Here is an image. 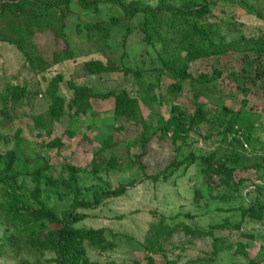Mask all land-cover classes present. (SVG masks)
Instances as JSON below:
<instances>
[{"label":"rangeland","instance_id":"1","mask_svg":"<svg viewBox=\"0 0 264 264\" xmlns=\"http://www.w3.org/2000/svg\"><path fill=\"white\" fill-rule=\"evenodd\" d=\"M182 1L167 3L178 7ZM205 1V24L217 28L225 46L188 65L189 79L178 96L169 92L173 83L161 74V58L173 55L172 65H183L182 51L194 42L191 33L176 48L170 31L149 43L141 16L127 19L110 3L84 11L74 0L64 19L54 12L20 18L22 53L4 40L10 20L0 22V162L12 161L8 152L30 164L45 158L52 185H42L54 189L41 193L40 201L57 219H77L68 224L72 229L98 239L99 248L80 244L85 264H264V52L252 49L264 37V0ZM134 2L157 4L123 0L126 6ZM90 60L108 72L87 75L83 65ZM135 70L138 79L130 72L124 76ZM214 71L221 74L211 80ZM56 75L63 77L58 91L66 98L71 92L65 82L73 81L100 95L124 91L136 106L118 115L113 96H96L56 119L45 97ZM202 75L210 84L198 81ZM10 87L24 89L25 96L3 101ZM195 101L203 104L206 122L190 128L182 119L187 132L180 138L163 134L172 106L192 114ZM222 107L239 113L238 142L222 134L216 120ZM73 182L79 200L100 202L74 209ZM14 183L31 207L26 213L35 210L29 197L33 180L21 175ZM14 204L1 189L0 264H54L55 254L43 248L50 245L44 226H56L12 225L5 211L14 212Z\"/></svg>","mask_w":264,"mask_h":264},{"label":"trees","instance_id":"2","mask_svg":"<svg viewBox=\"0 0 264 264\" xmlns=\"http://www.w3.org/2000/svg\"><path fill=\"white\" fill-rule=\"evenodd\" d=\"M74 0H0V22L9 19V31L7 37L4 38L6 42L17 47L20 52H24V42L26 40L24 36L23 28L19 25L21 17L28 16V13L34 19H40L42 15L49 12H54L60 19H64L69 14V8ZM77 5L84 11L98 10V4L110 3L114 8L120 9L127 19H132L134 16H141L142 18V30L145 38L149 43L159 42L164 37L168 36V32L175 38V48L180 46V42L191 33V38L194 42H191L189 46L182 51L184 53L183 65L173 66L172 58H161V65L163 69L161 74L172 81V85L169 86V92L175 93L177 96L182 91V85L189 79L187 68L190 63L200 59H205L213 55H217L219 50L225 46L224 39L221 34L218 33L217 28L208 27L205 24V18L209 14V5L205 0H184L178 7H174L167 3V0H157L155 6L142 7L137 2L131 3L128 6L123 4V0H75ZM17 21V22H16ZM16 22L15 25L13 23ZM97 31L107 38V33L103 34V30L99 27H93ZM94 29V30H95ZM167 34V35H165ZM199 42V46L196 44ZM253 50L257 51L260 55L264 52V37L261 36L257 40ZM27 57V55H25ZM28 60L32 63V59ZM182 62V61H181ZM33 68V66H32ZM84 72L89 76H96L107 73L106 67L100 61H87L83 65ZM44 68L39 72H44ZM36 72H38L36 70ZM131 73L134 79L140 77V70L125 71L124 76H129ZM220 72L214 71L211 77L212 79H218ZM260 76V75H259ZM261 78V76H260ZM211 80L206 75H202L198 80L201 84H210ZM63 82L61 75H56L48 83V87L45 92V97L48 100V109L51 116L54 118H61L67 110L72 109L74 106H80L85 103L89 98H95L96 96H102L101 98H107L113 96L115 100V113L127 114L132 111L135 103L133 99L129 98L124 91L117 93H111L110 95H100V93H94L88 87L84 85H78L73 81H67L66 87L71 92L69 98L59 94V85ZM8 91L1 94L3 101L10 99L12 101H18L25 96L24 89L20 87H10ZM199 94H196L194 99L198 100ZM196 102V101H195ZM172 115L166 121L165 125L161 129L163 134L172 132L177 138H180V133L187 132L182 123V119L187 120L189 127H196L206 122V113L203 108V104L195 103V109L192 114L182 113L180 107L172 106ZM217 123L222 128V134L224 138H228L232 142H238L239 132L237 129L239 122V113L233 112L222 107L218 111ZM248 141V138H247ZM9 158L12 159L9 163L0 162V192L1 189L6 191L13 197L15 201L14 205H11V210L14 212H6V220L12 225H16V222L23 221L40 222L44 221L48 224L55 225L54 231L47 230L49 238V246L43 248L52 251L56 258L53 261L54 264H85V253L80 247V244L84 241L89 243L92 247L99 248L98 239L95 234L84 230L72 229L68 224H73L77 219H70L68 214H63L61 219H57L56 215L47 210L43 203L39 199V195L48 190L42 185L44 181L45 186H51L50 177L45 175L50 165L42 156L34 161L32 164L24 162L14 157L11 152L7 153ZM194 158H190L193 161ZM206 163H211V158L204 160ZM181 163H175L176 166ZM29 176L35 183L34 190L29 197L34 200L33 209L31 212L26 213L24 209H31L28 202L23 201L22 194L18 186H15V179L18 176ZM74 192H72V205L76 209L78 207L91 206L92 204L99 203L100 199H95L93 203L89 201L79 200L80 190L73 182ZM71 187V189H72ZM43 188V189H41ZM54 189L49 188V193ZM56 192V191H54ZM122 193L118 190L113 195H119ZM20 213V215H19ZM256 218H260L259 215L254 214ZM33 230V229H32ZM185 232H188L186 226L183 227ZM198 236H205L206 233L192 231ZM47 239V237H46ZM264 250V242L262 245Z\"/></svg>","mask_w":264,"mask_h":264}]
</instances>
